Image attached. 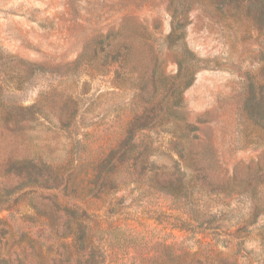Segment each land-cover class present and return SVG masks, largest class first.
Here are the masks:
<instances>
[{"label": "rangeland", "instance_id": "1", "mask_svg": "<svg viewBox=\"0 0 264 264\" xmlns=\"http://www.w3.org/2000/svg\"><path fill=\"white\" fill-rule=\"evenodd\" d=\"M180 1L0 0V264H67L64 204L104 264L200 250L264 264L260 0ZM174 12L185 37L170 46ZM195 61L183 89L178 62ZM137 118L148 125L129 134ZM118 147L131 170L114 165L92 197ZM183 173L189 187L164 188Z\"/></svg>", "mask_w": 264, "mask_h": 264}, {"label": "trees", "instance_id": "2", "mask_svg": "<svg viewBox=\"0 0 264 264\" xmlns=\"http://www.w3.org/2000/svg\"><path fill=\"white\" fill-rule=\"evenodd\" d=\"M225 1L229 2V0H223V4H225ZM185 1H182V4H184ZM181 1L178 0V7H180V11H184L185 8L182 6ZM177 8V7H176ZM172 19H171V27H170V33L166 37V42L172 46L175 44L181 43V41L184 39L185 34L183 32L185 28V23L182 22L180 19L181 16H183L181 13L178 12L174 14L172 13ZM178 19V21H177ZM252 21L254 25L256 26L258 31H261L264 29V0H260V2L255 5L254 12L252 15ZM123 50V53L126 52L127 47L122 46L121 48ZM124 60H122L123 62ZM198 61H195L193 63H190L189 65H183L182 62H178V76L179 75H187L189 78L187 82L184 84L183 89L189 87L191 85L192 76L194 72H196L200 67L197 66ZM152 83V80H151ZM150 84V83H149ZM148 84L144 86V88H147ZM154 94V93H153ZM164 96H162L161 99H163ZM154 103V104H153ZM150 103V106H155V102ZM158 100L156 102V106L158 105ZM157 117V116H155ZM138 120V121H137ZM141 120L139 118L135 119L133 122L130 123V128L128 133L131 134L134 132V130H142L145 128L144 124H141ZM138 123V124H137ZM152 123V122H150ZM149 123V124H150ZM168 123V122H167ZM69 121L60 122L61 126H68ZM138 125V126H137ZM169 125V123H168ZM173 133V132H172ZM130 147H133V144H130ZM123 149V148H122ZM133 148H129V151H132ZM121 151V150H120ZM125 150L121 151L119 153V147L118 149H115L112 151L111 155L112 158L108 160L98 162L97 167L98 169H95L94 172V178L91 181L89 188V193L92 197H95V195L99 196L101 195L102 191L105 189H110V186H103L99 184V179H102L103 175H107L112 170V167L115 168L118 167H124L126 166L127 169L131 170L132 165L129 164V162H123L122 156L125 154ZM120 154V156H119ZM131 161V160H129ZM173 179V177H172ZM174 181H177L178 186L174 187ZM179 182H183V184H186L187 187H189L190 180L187 181L185 173L180 174L174 179L173 181L170 180L166 184L164 188L168 189L174 194H177L181 191V185ZM178 189H180L179 192ZM45 190H47L45 188ZM112 190H115L112 188ZM98 199V198H97ZM64 204L63 206H60L62 209H60V212L63 215H66V213H69V224L67 231V235L63 238V240H68V242H63L61 246L62 252H65L66 256L69 258V264L72 262V264H104V257L99 254V246L96 245V241L91 236V230H87L86 226L83 225L82 220H88V217H86V214H84V211H82L76 204ZM46 220L49 219L47 217H44ZM70 225V226H69ZM72 229V230H71ZM7 236V233L5 230H0V241L4 240V238ZM7 239V237H6ZM43 252V251H42ZM61 253V252H60ZM59 254V253H58ZM55 254L58 258V263L56 260L51 261L50 264H61L60 263V255ZM4 255H8V252H5ZM0 255V262H7L10 263V260H1ZM5 257V256H4ZM169 258V256H167ZM67 261V260H66ZM44 264V263H43ZM47 264V263H45ZM157 264H239L238 260L236 258L230 257L226 253L222 252H214V253H203V250L197 251V252H187L183 251L180 253V255L172 256L169 260L164 262H158Z\"/></svg>", "mask_w": 264, "mask_h": 264}]
</instances>
